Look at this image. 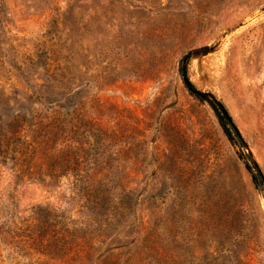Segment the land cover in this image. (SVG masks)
Listing matches in <instances>:
<instances>
[{
    "label": "rangeland",
    "instance_id": "obj_1",
    "mask_svg": "<svg viewBox=\"0 0 264 264\" xmlns=\"http://www.w3.org/2000/svg\"><path fill=\"white\" fill-rule=\"evenodd\" d=\"M263 179L264 0H0V264H264Z\"/></svg>",
    "mask_w": 264,
    "mask_h": 264
},
{
    "label": "water",
    "instance_id": "obj_2",
    "mask_svg": "<svg viewBox=\"0 0 264 264\" xmlns=\"http://www.w3.org/2000/svg\"><path fill=\"white\" fill-rule=\"evenodd\" d=\"M190 56L186 55L182 62V74H183V81L184 84L187 86V89L194 94L196 97L200 98L202 101H204L212 110L213 114L215 115L218 125L220 126L222 132L230 142V144L235 149V152L237 154L238 159L243 163L245 169L252 174V168L248 164L245 156L237 149V142L235 137L233 136L231 130L229 129L228 125H231L235 134L237 135L238 139L240 140L243 147L246 149L248 156L252 160L255 167H257V163L254 161L253 156L251 154V151L249 150V147L245 140L241 137L238 129L234 125L231 117L229 116L227 110L223 106L221 102H219L215 96L210 92H203L198 89H195L193 85L191 84L188 76H187V62L189 60Z\"/></svg>",
    "mask_w": 264,
    "mask_h": 264
},
{
    "label": "trees",
    "instance_id": "obj_3",
    "mask_svg": "<svg viewBox=\"0 0 264 264\" xmlns=\"http://www.w3.org/2000/svg\"><path fill=\"white\" fill-rule=\"evenodd\" d=\"M182 76H183V74H182ZM194 87V86H193ZM199 99V98H198ZM262 182H263V184H264V179L262 180ZM257 185V184H256Z\"/></svg>",
    "mask_w": 264,
    "mask_h": 264
},
{
    "label": "flooded vegetation",
    "instance_id": "obj_4",
    "mask_svg": "<svg viewBox=\"0 0 264 264\" xmlns=\"http://www.w3.org/2000/svg\"><path fill=\"white\" fill-rule=\"evenodd\" d=\"M229 126V125H228Z\"/></svg>",
    "mask_w": 264,
    "mask_h": 264
}]
</instances>
